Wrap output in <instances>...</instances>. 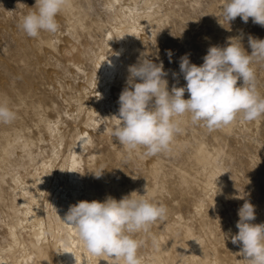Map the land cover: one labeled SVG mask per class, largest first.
<instances>
[{"label": "bare ground", "instance_id": "bare-ground-1", "mask_svg": "<svg viewBox=\"0 0 264 264\" xmlns=\"http://www.w3.org/2000/svg\"><path fill=\"white\" fill-rule=\"evenodd\" d=\"M223 3L66 0L59 30L31 38L19 24L35 0H0V102L16 113L0 123V264H117L89 253L62 219L79 201L132 191L167 209L134 234L141 264H245L231 236L245 201L264 223V115L212 130L178 117L170 150L155 156L112 136L130 65L162 61L171 90L186 85L185 54L200 66L229 37L248 54L249 36L264 39L251 18L221 27ZM253 67L264 96V63Z\"/></svg>", "mask_w": 264, "mask_h": 264}, {"label": "clouds", "instance_id": "clouds-1", "mask_svg": "<svg viewBox=\"0 0 264 264\" xmlns=\"http://www.w3.org/2000/svg\"><path fill=\"white\" fill-rule=\"evenodd\" d=\"M65 3L35 0V11L24 15L19 27L31 38H38L42 32L55 34L59 30L56 17ZM237 17L244 23L251 18L264 27V0H224L220 26L230 30ZM248 43L251 54L244 50L240 38L229 37L226 46L209 47L200 66L185 54L180 58V72L186 85L171 90L162 61L157 64L143 58L130 65L112 136L126 150L143 147L145 155L155 156L170 150L174 136L181 131L177 118L186 114L193 123L203 122L209 130L228 125L241 114L244 121L260 118L264 115V96L257 90L253 63H264V39L249 36ZM166 54L171 62V50ZM186 92L188 99L184 98ZM15 118L7 103L0 102V123L8 124ZM101 173L95 176L99 178ZM166 214L165 206L132 191L120 200L109 196L103 202L79 201L69 207L62 221L76 230L92 255L107 256L117 264H141L134 234L148 230ZM238 216V233L231 236V242L241 246L245 264H264V223H253L255 206L245 201Z\"/></svg>", "mask_w": 264, "mask_h": 264}]
</instances>
